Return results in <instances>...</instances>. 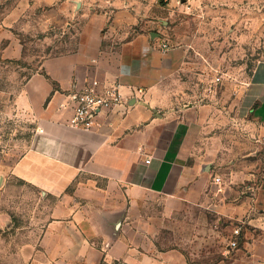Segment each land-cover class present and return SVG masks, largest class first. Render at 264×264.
I'll list each match as a JSON object with an SVG mask.
<instances>
[{"label": "crops", "instance_id": "1", "mask_svg": "<svg viewBox=\"0 0 264 264\" xmlns=\"http://www.w3.org/2000/svg\"><path fill=\"white\" fill-rule=\"evenodd\" d=\"M108 21L107 12L90 13L77 49L46 58L26 80L19 101L36 127L29 148L10 169V176L43 194L65 195L77 181L85 202L62 205L63 215L46 222L42 237H32L13 257L0 248V264H195L180 250L151 251L144 246L153 239L125 234L151 223L145 205L152 197L161 199L169 214L191 203L238 221L239 245L228 246L221 264H264V190L248 184L256 178L248 157L264 152V62L245 85L233 118L239 136L249 131L258 145H246L241 136L243 144L232 149L244 157L229 162L231 175L217 182L214 161L227 155L230 143L208 134L214 121L202 107L177 102L168 84L184 66L188 46L142 30L105 49ZM92 77L120 82L124 104L101 111L95 126L82 130L68 124L75 105L71 93ZM9 181L0 167L1 189ZM241 182L248 187L236 188ZM237 189L235 202L228 197H236ZM5 194L0 190V231L10 220ZM215 194L224 202L216 204ZM98 213L115 216L106 221H115L116 234L104 232ZM100 230L102 237L91 239ZM5 240L0 232V244Z\"/></svg>", "mask_w": 264, "mask_h": 264}, {"label": "rangeland", "instance_id": "2", "mask_svg": "<svg viewBox=\"0 0 264 264\" xmlns=\"http://www.w3.org/2000/svg\"><path fill=\"white\" fill-rule=\"evenodd\" d=\"M100 11L109 16L105 49L117 47L142 30L188 46L184 66L168 84L177 102L202 107L208 120L214 121L208 134L230 143L227 155L214 161V176L219 173L227 181L231 172L226 165L244 157L232 149L234 144H243L241 136L246 145H258L249 131L239 136L233 118L245 85L264 62V0H0V167L11 179L5 190L0 187L10 211L9 224L0 231L6 239L0 248L8 257L32 237H42L44 224L63 215L62 205L85 202L78 195L77 181L65 195L43 194L40 187L10 176V169L29 148L36 127L31 112L19 101L26 80L46 58L77 49L86 17ZM250 155L256 178L248 184L264 190V152L260 149ZM233 168L238 169L237 164ZM245 184L236 183V188H247ZM235 191L236 197L228 198L237 202ZM214 198L216 204L225 200L216 194ZM145 210L151 223L142 222L134 235L125 232L154 240L144 248L177 249L195 264H221L230 253L238 221L191 203L169 214L163 201L154 197L148 199ZM96 217L104 232H118L115 221H106L115 216L98 213ZM102 231L91 239L102 237ZM239 241L240 237L238 245Z\"/></svg>", "mask_w": 264, "mask_h": 264}, {"label": "built area", "instance_id": "3", "mask_svg": "<svg viewBox=\"0 0 264 264\" xmlns=\"http://www.w3.org/2000/svg\"><path fill=\"white\" fill-rule=\"evenodd\" d=\"M163 47L168 48L169 42L165 41ZM71 96L75 105L68 124L82 130H91L101 111L124 104L120 82H108L99 77L90 78L85 85L75 89ZM261 142L264 145V135L261 137ZM215 180L221 182L222 177L217 175ZM241 232L242 228L239 226L234 229V238L230 241L231 247L238 246Z\"/></svg>", "mask_w": 264, "mask_h": 264}, {"label": "water", "instance_id": "4", "mask_svg": "<svg viewBox=\"0 0 264 264\" xmlns=\"http://www.w3.org/2000/svg\"><path fill=\"white\" fill-rule=\"evenodd\" d=\"M152 35H153V36L156 35V32H153Z\"/></svg>", "mask_w": 264, "mask_h": 264}]
</instances>
